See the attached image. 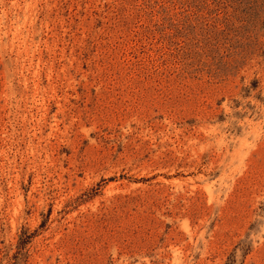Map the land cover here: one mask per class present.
I'll use <instances>...</instances> for the list:
<instances>
[{
	"label": "rangeland",
	"instance_id": "1",
	"mask_svg": "<svg viewBox=\"0 0 264 264\" xmlns=\"http://www.w3.org/2000/svg\"><path fill=\"white\" fill-rule=\"evenodd\" d=\"M0 264H264V0H0Z\"/></svg>",
	"mask_w": 264,
	"mask_h": 264
}]
</instances>
